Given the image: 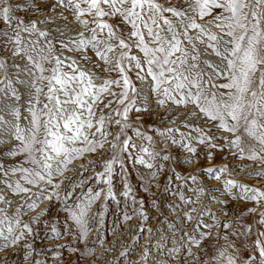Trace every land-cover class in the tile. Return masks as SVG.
<instances>
[{"label": "snow or ice", "instance_id": "snow-or-ice-1", "mask_svg": "<svg viewBox=\"0 0 264 264\" xmlns=\"http://www.w3.org/2000/svg\"><path fill=\"white\" fill-rule=\"evenodd\" d=\"M181 3L183 7L165 6L160 0H57V4L67 6L75 22L83 26L76 32L77 39L71 40L72 47L68 44L63 47L80 53L85 61L88 60L86 50L91 48L104 64L113 65L105 71L118 73L115 79H102L96 83L72 57L61 59L55 52L52 40L48 39L49 32L37 27V23L43 21L25 20L16 14L24 5L13 3V0H0V23L3 25L0 37L5 38V49L11 44L12 55H22L33 69L30 81L18 77L15 81L29 85L30 91L25 99V94L8 76L6 60L0 59V70L4 72L0 77V93L5 97L0 100V144H10L3 155L22 158L18 164L7 168L0 164V173L4 177H16L14 182L2 181L14 195L38 189L28 197V210H34L41 200L53 197L61 200L62 181L58 178L68 170L67 166L85 153H95L105 145H108L111 156L104 159L103 171L94 172L92 178L108 186L104 199L114 200L113 166L123 164L122 157L125 154L130 156L131 150L138 147L128 131L149 143L153 140L141 130L143 125L130 122L133 110L137 113L149 111L147 101L150 97L155 99L157 107L172 105L186 109L185 118L180 123L190 129L187 134L176 126L177 117L170 119L172 127L155 129L165 137V143L179 144L191 154L185 158L186 162L191 163L198 152L193 145L196 141L207 146L206 158L209 160L212 158L211 149L226 147L237 159L258 161L264 165V0H181ZM24 33L28 37L37 35V39L29 41ZM40 38L45 41L43 46ZM133 48L138 50V55L132 54ZM117 49L119 56L114 54ZM209 50L218 62L202 56V52L207 54ZM126 62L137 70L136 78L142 82L141 87L138 88L129 78L124 66ZM45 64L51 67H45ZM13 67L20 66L14 64ZM143 87L148 88V95L144 94ZM138 104L141 106L137 107ZM170 110L165 108V114ZM135 118L140 120L141 116ZM189 118L202 120L230 135H207L203 128L189 123ZM22 121L27 123L22 125ZM192 132L197 135L193 136ZM173 133H179V138ZM217 139L225 143L217 145ZM139 153L151 160L158 156L169 159L166 152L150 151L143 145L139 146ZM144 155L137 154L134 162L149 169L156 167L144 159ZM158 167L162 169L163 164ZM205 171L209 178L223 184L226 193L231 194L234 188L243 189L239 198L255 202L247 212L256 213L257 208L260 209L255 221L259 227L253 231L252 224H243L237 230L233 220H218L208 209L202 208L192 232H185L184 236L191 245L198 247L203 238L211 235L212 228L218 229L217 243L202 264H264V184L251 187L225 178V173L232 175L227 165L209 167ZM246 175L262 177L264 169ZM187 179L195 183L197 177L189 175ZM130 191L125 181L122 195L127 197ZM189 191L197 195L196 201L190 196L186 199L183 192L176 193L187 205L199 203V193L205 189L200 187ZM73 195L74 191L63 196L64 230L71 232L75 228L77 238L84 240L90 231L89 211L101 191L89 187L69 203ZM209 198L216 199L214 196ZM0 203L11 204L12 201L0 195ZM218 203L223 204V201ZM195 211V208H189L184 213L188 222L192 221ZM206 213L213 223L203 220ZM23 215L25 212L20 206L12 214L0 208V247L7 250L22 244L26 262L44 264L35 258L40 253L28 242L37 218L32 217L26 222ZM201 227L205 230L199 231L198 239L193 233ZM220 229H223L222 235ZM51 232L56 238L61 235L55 226ZM233 236H243L245 241L251 237L250 243L244 244L243 252L231 240ZM168 251L175 253L180 248ZM186 254L193 256L191 248ZM29 257L33 259L29 261Z\"/></svg>", "mask_w": 264, "mask_h": 264}, {"label": "rangeland", "instance_id": "rangeland-1", "mask_svg": "<svg viewBox=\"0 0 264 264\" xmlns=\"http://www.w3.org/2000/svg\"><path fill=\"white\" fill-rule=\"evenodd\" d=\"M160 2L164 3L165 6L171 4L183 7L181 0H160ZM13 3L24 5L16 14L22 16L25 20L43 21V23H37V27L49 32L48 39L52 40L55 52L61 56V59L72 57L77 65L93 76L96 83L102 82V79H115L117 77L118 73L116 71H105L106 68L110 69L113 65L104 64L103 61L96 57L91 48L86 50L85 54L88 60L85 61L81 58L80 53L69 51L63 47V44H68L69 47H72L71 40L77 39L76 32L83 29L82 25L75 22L73 14L67 6L58 5L57 0H13ZM28 5H36L37 7L30 8ZM53 5L56 7L53 8ZM64 17H67V19H64ZM205 19L209 18L206 17ZM2 28L3 25L0 23V29ZM23 35L29 41L37 39V35H32L31 37H28L27 33ZM4 39L0 37V59L6 60L8 76L13 80L14 86L24 93V98L27 99V93L30 91L29 85L18 84L15 81L17 77L30 81V72L33 70L32 65L22 55H12L11 44L7 45L6 50ZM44 43V39L40 38V44L43 46ZM114 54L119 56V50L117 49ZM132 54L138 55V50L133 48ZM202 56L205 59L218 62V58L212 55L210 50L207 54L202 52ZM14 64L20 67H13ZM124 66L132 82L138 88L141 87L142 84H139L141 81L136 78L137 70L134 67H129L127 62ZM45 67L50 68L51 65L45 64ZM3 75V70H0V77ZM143 92L145 95H148V88L143 87ZM4 99V95L0 93V100ZM147 103L149 111L147 113H137L133 110L130 113V122L143 125L141 130L151 135L153 140L149 143L137 137L133 131H128V135L132 136L133 142L138 147L131 150L130 156L125 154L122 157L123 164L117 163L113 166L111 177L112 188L115 187L116 189L114 188L113 191L116 195H119L114 200L109 199L112 209H110L108 203L103 206L107 186L103 182H98L92 178L94 172L103 171L104 159L111 156V153L108 151V145H105L103 149H99L95 153H85L83 157L73 160L67 166L68 170L58 178L62 181L60 187L61 199L66 192L74 191V196L69 203H72L78 196H81L89 187L94 191H101V196L94 201L88 214L90 231H88L84 240L76 238L75 233L77 229L75 228L71 232H65L66 214L62 210L61 200L53 197L45 216L37 220L35 224H32L33 234L28 237V242L32 243L35 250L40 253L39 256L35 257L36 259H40L44 264H202L206 257L212 253L217 243L218 229L212 228L210 230L211 235L203 238L198 247L191 245L187 236H184L185 232H192L202 208L208 209L218 220H233L236 222L235 226L237 230L243 224H252L253 231L259 227L255 221L258 218L257 214L260 209L257 208L256 213L249 214L247 212L248 208L255 206V202L239 198L243 194V189L234 188L231 194L226 193L223 189V184L220 181L209 178L205 170L209 167L227 165L228 171L232 175L228 176V173H225V178L233 179L239 184L260 187L261 184H264V176L256 177L255 175H246V173L262 170L264 169V165L258 161L237 159L226 147L211 149L212 158L209 160L206 158V153L209 151L207 146L200 145L196 141H193V145L198 148V152L195 158L191 160V163L187 164L185 158L191 154L179 144L165 143V137H162L155 131L156 128L172 127L173 125L169 121L172 117H177L176 126L180 127L181 132L187 134L190 129L184 128L180 123L185 118L186 109L183 107H172V105L157 107L155 99L151 97ZM140 106V104L137 105V107ZM165 108H170L171 110L165 114ZM137 115L141 116L140 120H136L135 117ZM6 118L12 119L10 116H6ZM26 123L27 121H22V125ZM189 123L197 124L210 136L221 137L230 135L223 131H218L211 124H205L202 120L198 121L194 118H189ZM0 132H2V129H0ZM191 134L193 136L197 135L195 132ZM172 135H176L179 138V133H173ZM12 143H15V141H12ZM215 143L223 145L225 141L217 139ZM141 145L147 146L150 151L162 154L166 152L169 159L163 160L158 156L155 160H151L147 155L139 153V146ZM9 146L10 144H0V164H3L5 168L18 164L22 160L20 157L3 155L4 150ZM170 146L174 148L171 149ZM89 154H92V156L87 158ZM137 154L144 155V159L153 163L156 167L149 169L142 164L135 163L134 157ZM178 155L187 156L182 158ZM82 160L84 161L82 162ZM160 164H163L162 169L158 167ZM242 164L247 165V167H238V165ZM189 166L191 167L189 168ZM153 173H155V176H153ZM189 175L197 177L195 183L191 179H187ZM177 176L180 178L177 179ZM15 178L11 175L4 177L0 173V195H3L5 198L7 196L5 193L14 195L2 181L7 179L10 182H14ZM81 181H83L82 186ZM125 181L131 188L127 197L120 195V192H116L118 187L123 188L124 191ZM200 187H203L205 191L199 193V203L187 205L176 194L177 192H183L186 199L190 196L193 198V201H196L197 195L189 191V189ZM216 189L219 190L217 191ZM37 191L38 189L33 188L30 193ZM19 195L22 194L14 196ZM212 196L216 199L209 198ZM43 201L41 200L38 206ZM218 201H223V204L218 203ZM38 206L34 210H28L26 204L20 206L25 212L22 219L26 222L31 220V213ZM189 206L196 209L191 222H188L184 216L185 209ZM17 207L8 210L6 203H0V208H3L9 214H12ZM98 207L99 210L102 209L103 212L101 213L103 215L101 216V213H99L98 216L94 217L95 209ZM105 207L111 210L108 213V217L104 214ZM141 210L143 211V215H141ZM224 213H227V216ZM145 216L147 219L144 218ZM203 220L206 223H213V220L207 213L203 216ZM53 226L61 233V237L56 238L51 232ZM200 230L205 229L201 227V229L193 233L198 239L200 238ZM219 231L222 235L223 229ZM61 240L64 243L60 244ZM231 240L235 241L243 252L244 244L250 243L251 237L248 241H245L243 236H233ZM219 242L223 243V241ZM174 247H179L180 251L169 253L168 250ZM188 248H191L193 256L198 257V259H194L193 256L186 254ZM62 249H65L67 263L62 259ZM24 253L25 250L22 244L10 247L7 250L0 247V264H29L24 259ZM53 253H59V255L54 256ZM121 253H124V255L121 256ZM32 259V257H29V261Z\"/></svg>", "mask_w": 264, "mask_h": 264}, {"label": "bare ground", "instance_id": "bare-ground-1", "mask_svg": "<svg viewBox=\"0 0 264 264\" xmlns=\"http://www.w3.org/2000/svg\"><path fill=\"white\" fill-rule=\"evenodd\" d=\"M209 27H211V25H209ZM139 84H142V82H139ZM173 107V106H172ZM176 108V107H175ZM167 146V145H166ZM170 148L172 149V148H174L173 146H170ZM92 156V154H89V155H87V158H90ZM178 156H180V155H178ZM185 156H187V155H183V156H180V157H182V158H184ZM84 160H82V162H83ZM77 162H79V161H77ZM77 162H76V164H77ZM186 163V162H185ZM187 164H188V162H187ZM195 164V163H194ZM194 164H192V165H194ZM191 165V164H190ZM187 166V165H186ZM191 166H189V168H190ZM187 168H188V166H187ZM112 182V181H111ZM113 185V184H112ZM107 186V185H106ZM108 187V186H107ZM115 187H113V189H114ZM116 189V188H115ZM72 190V189H71ZM71 192V191H70ZM72 192H73V190H72ZM106 192H107V189H106ZM106 192H105V194H106ZM116 192H120V195H122V193H123V188H120V187H118V190H116ZM33 193H30V194H22V195H19V196H14V195H12V194H9V193H5V195H7L6 196V198H7V200H10V201H12V203L11 204H7V208H8V210H10V209H12L13 207H16V206H23V205H25L26 204V202H27V200H28V197H30L31 195H32ZM118 194V193H117ZM119 195V194H118ZM118 195H116V196H118ZM64 196V195H63ZM74 196V195H73ZM73 198V197H72ZM117 198V197H116ZM121 199H122V197H120ZM110 199V198H109ZM109 199H107V200H103V206L106 204V203H108L109 205H110V209H112V204H111V202H109ZM193 199V198H192ZM117 200V199H116ZM50 201L51 200H44L42 203H40V205L38 206V208L35 210V211H33L32 213H31V217L30 218H32V217H36L37 218V220H39V219H41V218H43L44 216H45V214L47 213V210H48V207H49V205H50ZM70 202V201H69ZM61 203L63 204V197H62V199H61ZM189 208H190V206L187 208V209H185V212H187L188 210H189ZM110 209H107V207H105L104 208V214L108 217V213H109V211H111ZM101 212H103L102 211V209L101 210H99V207L98 208H96L95 209V213H94V217H96V216H98V214L99 213H101ZM184 212V213H185ZM93 220V219H92ZM95 223H96V221H95ZM61 237V236H60ZM106 237L108 238V236H107V234H106ZM76 238H77V235H76ZM61 243H64V241L63 240H61L60 241V244ZM63 251V253L61 254L62 255V259L65 261V263H67L68 262V260H66L65 259V249H62ZM76 257H77V254H76ZM64 261H63V263H64Z\"/></svg>", "mask_w": 264, "mask_h": 264}]
</instances>
